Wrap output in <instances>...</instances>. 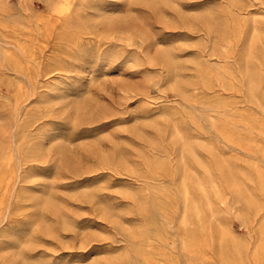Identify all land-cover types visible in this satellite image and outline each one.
<instances>
[{"label":"rangeland","instance_id":"374dc122","mask_svg":"<svg viewBox=\"0 0 264 264\" xmlns=\"http://www.w3.org/2000/svg\"><path fill=\"white\" fill-rule=\"evenodd\" d=\"M0 264H264V0H0Z\"/></svg>","mask_w":264,"mask_h":264},{"label":"bare ground","instance_id":"6f19581e","mask_svg":"<svg viewBox=\"0 0 264 264\" xmlns=\"http://www.w3.org/2000/svg\"><path fill=\"white\" fill-rule=\"evenodd\" d=\"M168 1V0H167ZM170 1V0H169ZM67 7H61L59 8L58 10H55L57 11V13H64V11L66 10ZM59 15V14H58ZM165 53V52H164ZM166 57V56H165ZM115 159V158H114ZM117 162V161H116ZM147 188V187H146ZM82 193V192H81ZM129 199V198H128ZM126 202V201H125ZM104 208V207H103ZM108 211V210H107ZM110 212V211H109ZM48 223V222H47ZM49 224V223H48ZM59 235V234H58ZM98 236V235H97Z\"/></svg>","mask_w":264,"mask_h":264}]
</instances>
